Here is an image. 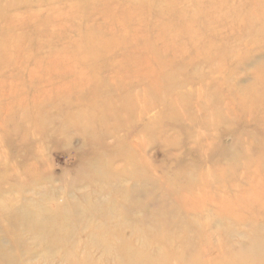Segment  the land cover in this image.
Segmentation results:
<instances>
[{
	"label": "rangeland",
	"instance_id": "rangeland-1",
	"mask_svg": "<svg viewBox=\"0 0 264 264\" xmlns=\"http://www.w3.org/2000/svg\"><path fill=\"white\" fill-rule=\"evenodd\" d=\"M0 264H264V0H0Z\"/></svg>",
	"mask_w": 264,
	"mask_h": 264
}]
</instances>
